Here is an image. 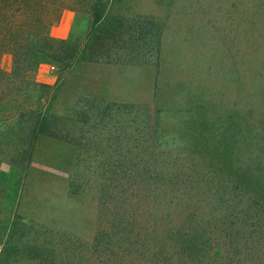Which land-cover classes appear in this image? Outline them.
<instances>
[{
  "label": "trees",
  "instance_id": "1",
  "mask_svg": "<svg viewBox=\"0 0 264 264\" xmlns=\"http://www.w3.org/2000/svg\"><path fill=\"white\" fill-rule=\"evenodd\" d=\"M114 2L0 0V55L13 57L11 70L0 68V137L27 120L16 158L17 167L27 168L39 136L88 150L101 138L106 123L112 124L109 133L120 125L136 126L134 135L107 141L126 144L128 155H134L133 149L144 152L158 165L157 182L146 188L155 199L148 205L144 227L137 226L136 219L130 222L127 207L123 214L122 207H114L113 232H99L86 242L16 216L0 223V264H20L23 259L39 264H264V87L258 118L241 112L217 135L209 133L210 123H195L197 130L184 146L195 153L192 160L178 149L181 133L160 126L159 110L150 112L149 106L85 100L69 118L51 113L53 93L77 62L155 66L159 77L166 22L115 16ZM65 9L90 15L82 42L48 34ZM44 64L59 69L54 85L36 77ZM155 91L158 97L157 85ZM151 121L154 127L148 126ZM196 158H201L200 164ZM114 162L112 174L121 180L119 162ZM128 171L129 179L139 174ZM193 182L205 187L186 193L192 192Z\"/></svg>",
  "mask_w": 264,
  "mask_h": 264
},
{
  "label": "rangeland",
  "instance_id": "2",
  "mask_svg": "<svg viewBox=\"0 0 264 264\" xmlns=\"http://www.w3.org/2000/svg\"><path fill=\"white\" fill-rule=\"evenodd\" d=\"M111 13L166 22L159 77L155 66L77 62L53 93L52 114L69 118L85 100L149 106L150 112L159 110L160 126L181 133L178 149L190 154V160L195 153L184 146L197 130L195 123H210L209 133L217 135L241 112L258 118L264 87V0H115ZM77 15L72 39L82 42L86 34L78 36L79 31L88 33L90 15ZM41 67L43 74L57 78L58 68ZM111 125H103L101 138L88 150L39 136L27 168L17 167L16 158L29 124L13 125L6 138L0 137V223L19 216L91 242L99 232H113L114 207H122L121 214L127 207L130 222L136 219L144 227L155 199L146 188L157 182L158 165L144 152L133 149L134 155H128L124 143H108L109 137L134 135L136 129L120 125L109 133ZM200 159L195 161L200 164ZM115 160L121 180L112 174ZM128 168L139 174L129 179ZM183 180L189 183L186 176ZM202 185L193 182L192 192L186 193ZM20 264L39 261L23 259Z\"/></svg>",
  "mask_w": 264,
  "mask_h": 264
},
{
  "label": "crops",
  "instance_id": "3",
  "mask_svg": "<svg viewBox=\"0 0 264 264\" xmlns=\"http://www.w3.org/2000/svg\"><path fill=\"white\" fill-rule=\"evenodd\" d=\"M78 19L76 12L65 9L61 14L59 22L51 26L48 30V34L56 39L67 40L72 38L73 33L75 32V23ZM87 30L79 31L78 36H84ZM13 57L11 54L4 53L0 55V68L9 71L12 68ZM43 67L39 68L37 71L38 80L42 83L54 85L57 82V78L54 74L46 75L43 74ZM53 69V67L51 68Z\"/></svg>",
  "mask_w": 264,
  "mask_h": 264
}]
</instances>
